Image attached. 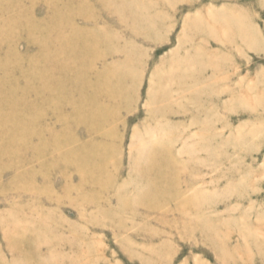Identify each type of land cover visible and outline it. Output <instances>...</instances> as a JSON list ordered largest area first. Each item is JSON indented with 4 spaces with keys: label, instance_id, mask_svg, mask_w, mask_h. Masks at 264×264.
Listing matches in <instances>:
<instances>
[{
    "label": "rangeland",
    "instance_id": "obj_1",
    "mask_svg": "<svg viewBox=\"0 0 264 264\" xmlns=\"http://www.w3.org/2000/svg\"><path fill=\"white\" fill-rule=\"evenodd\" d=\"M90 2L91 16L61 9L74 0L23 6L52 32L65 13L66 28L109 36L83 83L90 95L100 71L125 65L110 83L123 91L71 146L112 149L49 169L56 153L25 149L49 116L29 133L8 125L0 145L20 150L0 164V264H264V0Z\"/></svg>",
    "mask_w": 264,
    "mask_h": 264
},
{
    "label": "bare ground",
    "instance_id": "obj_2",
    "mask_svg": "<svg viewBox=\"0 0 264 264\" xmlns=\"http://www.w3.org/2000/svg\"><path fill=\"white\" fill-rule=\"evenodd\" d=\"M1 1L3 6L0 4L2 20L0 21V74H2L0 77V135H10L8 133H11L12 127L10 126L9 130L7 128L15 118L22 122L17 128L27 133L33 132L34 126L31 123L35 125V122L37 124V121L48 115L46 120L42 119L44 123L34 128L35 134L32 136V142L25 149H28L33 157L41 155L40 153L46 150L56 153L58 159L49 164V169L58 161L65 162V164L74 162V165L80 169L95 159L96 151H99V154L101 151L110 152L112 147L107 142H103L100 146L94 145L92 148H88L85 144V149L81 147L74 149L71 146L76 139L75 131L80 126L85 127L89 132L101 127L100 120L108 111L105 107L104 96L107 98L108 95L110 100H115L123 91L110 92L112 86L110 83L116 77H123V74H119H125V65L116 70L109 67L103 72L100 71L101 76L98 75L95 81L91 97L87 93V85L83 83L87 73L96 72L94 64L99 62L102 53L100 50L104 44L102 37L107 39L109 36L105 32L99 34L96 31L79 29L71 25L66 28L68 23H72V18L70 14L64 13L61 19L60 17L57 19L59 22L54 23L52 27L53 32L59 35L53 34L49 37L47 31H50V27L44 26L31 10L23 6L24 2L30 3L31 0ZM74 2L64 8H61L62 5L53 7L66 8V10L76 7L84 14L94 15L90 0L89 2L88 0H74ZM10 9L16 11L10 14L11 18L9 14L7 15V10L11 11ZM72 11L75 12V9ZM46 36L49 38L45 40ZM21 42L25 43L27 48L34 47L35 53L40 55L38 61L33 54L29 56L30 54L26 53L28 55L23 56L20 53L18 46ZM53 56L58 57L57 60L48 62ZM19 71H21L22 83H19V80L8 81L12 80V76ZM11 91H14L18 99L9 96ZM25 97L32 98L30 105L23 103ZM20 102H22V108ZM87 106H92L91 111L86 108ZM23 108H29L30 114L26 112V115ZM55 117L64 120L63 130L55 131L47 124L51 118ZM15 128L13 130L17 129ZM107 138L108 136L105 135L104 141ZM19 150L11 148V145L6 143L0 145V164L7 166L5 155ZM164 177L163 175L161 178L164 179ZM22 187L25 189L28 185L23 184Z\"/></svg>",
    "mask_w": 264,
    "mask_h": 264
}]
</instances>
